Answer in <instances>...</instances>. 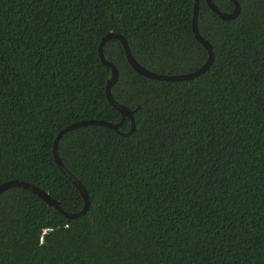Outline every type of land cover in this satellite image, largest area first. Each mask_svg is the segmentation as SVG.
I'll use <instances>...</instances> for the list:
<instances>
[{"label":"trees","instance_id":"16d2710c","mask_svg":"<svg viewBox=\"0 0 264 264\" xmlns=\"http://www.w3.org/2000/svg\"><path fill=\"white\" fill-rule=\"evenodd\" d=\"M221 11L233 0H212ZM222 19L198 0L213 51L198 76L138 73L121 41L161 74L200 67L194 0H0V184L28 182L67 212L83 207L53 155L86 188L68 217L23 186L0 193V264H264V0ZM139 106L138 109H136Z\"/></svg>","mask_w":264,"mask_h":264},{"label":"water","instance_id":"95a60500","mask_svg":"<svg viewBox=\"0 0 264 264\" xmlns=\"http://www.w3.org/2000/svg\"><path fill=\"white\" fill-rule=\"evenodd\" d=\"M234 2V8L231 11H221L217 8V6L212 2V0H206V3L208 4V6L214 10L220 18L228 20V19H233L235 18L240 11V5L238 0H233ZM198 0H194V8H193V18H192V30L194 33V36L196 37V39L205 47V49L207 50V59L205 60V62L198 67L197 69L191 71V72H187V73H182V74H161V73H157L154 71H151L145 67H143L141 64H139L135 58L132 56L131 51L129 49V46L127 44V41L125 40L124 36L118 33H112V32H108L107 34H105L103 36V38L101 39L100 43H99V48H98V54L99 57L101 59V61L105 64L108 65L111 68V76L107 81V85L105 88V94L106 97L108 99V101L121 113L122 116V120L125 119L126 117H128L130 119V129L126 132V133H122L124 135H128L131 134L134 129H135V121H134V110H132L131 108H129L126 105H123L119 102H117L111 94V87L114 85V83L116 82L117 78H118V69L117 67L109 60L106 59V57L104 56V52H103V45L105 44V42L110 39V38H118L124 48L125 51V55L127 57L128 62L131 64V66L140 74L149 77V78H154V79H158V80H166V81H179V80H185V79H191L195 76L200 75L201 73H203L204 71H206L212 60H213V51H212V47L210 45V43L204 39L197 28V13H198ZM139 106L136 108L138 109ZM87 124H97V125H104L110 128H113L115 130L118 131V126L120 125L119 123H112V122H108L102 119H85V120H80V121H76L73 122L71 124H68L67 126H65L64 128H62L56 135L54 142H53V155L55 158V161L58 165V167L61 169V171L68 176V178L73 182V184L77 187V189L79 190L80 195L83 198V207L77 211V212H67L65 210H63L61 208V206L59 205V202L57 200H55L53 197H51L47 192H45L44 190H42L39 187H36L28 182H24V181H19V180H7L3 183L0 184V193L5 190L8 187L11 186H23L29 190H31L32 192L36 193L40 198H42L48 205H52L55 208H57L61 213L65 214L68 217H77L80 216L82 214H84L87 209H88V205H89V197H88V192L86 190V188L83 186V184L71 173L69 172L66 167L62 164L59 155L57 153V144L59 139L61 138V136L63 135V133L74 129L76 127L79 126H83V125H87Z\"/></svg>","mask_w":264,"mask_h":264}]
</instances>
